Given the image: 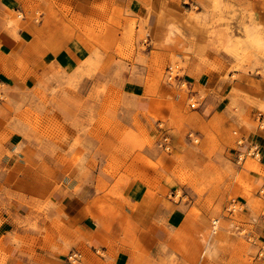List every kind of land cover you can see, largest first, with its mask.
I'll return each instance as SVG.
<instances>
[{"label":"rangeland","instance_id":"rangeland-1","mask_svg":"<svg viewBox=\"0 0 264 264\" xmlns=\"http://www.w3.org/2000/svg\"><path fill=\"white\" fill-rule=\"evenodd\" d=\"M135 1L137 18L76 20L56 0H18L8 23L30 30L36 60L47 56L25 84L23 73L0 80V146L24 155L18 168L0 167V225L12 224L0 231V264H78L85 254L102 264V249L68 246L70 220L56 198L95 195L87 212L103 225L121 215L112 199L138 181L187 215L166 240L135 250L136 264H264L258 162L229 150L241 130L264 128V0ZM67 45L82 56L70 70L50 54ZM21 67L17 59L12 68ZM210 91L211 119L201 111Z\"/></svg>","mask_w":264,"mask_h":264},{"label":"crops","instance_id":"crops-1","mask_svg":"<svg viewBox=\"0 0 264 264\" xmlns=\"http://www.w3.org/2000/svg\"><path fill=\"white\" fill-rule=\"evenodd\" d=\"M56 3L59 6L70 8L71 18H76V20L79 17L89 20L99 16L104 20L112 11H115L116 15L121 11L124 13L129 11L136 14L133 17L137 18L136 16L142 12L141 8L137 7L139 3H136L135 0H56ZM17 4H19L18 0H0V80L7 84H13L14 80H18L20 76L18 75L16 78V75L19 73H23L25 76L23 80L25 84L26 76L34 73L35 68L39 67V71H43L44 58L47 56V54L42 55L43 57L41 56L39 60H36L31 53L30 30L26 28L15 29L8 23L14 21L13 14L19 12L16 10ZM123 16L127 19V15ZM50 54L58 65H62L67 70L77 67L82 60V56L74 45H67L57 53ZM17 59L22 60V67L15 71V68L12 67ZM12 72L17 73L13 74ZM217 91L215 89L216 95L218 94ZM213 105L218 107V100L210 91L205 96L201 109L203 113L208 111L209 119L216 114V108ZM142 107L147 108L146 105ZM242 132L244 130L239 133L241 136L239 140L237 139L239 135L234 136L233 147L229 150L232 151V155L238 156L239 154H246L252 145L257 147V158H249L258 162L259 173H257L255 180L264 186V128L254 127L243 135ZM20 159H24V155L20 156L16 153V149L11 147L8 142L0 146L1 168H18L21 164ZM122 189V199H112L119 208L120 217L113 214L109 216V219L105 218L103 225H100L101 222L95 221L87 212L96 200L95 195L71 194L68 197L62 195L56 198V201L64 203V222H66L65 219L70 220L71 231L67 234L70 241L68 246L75 253L76 251L79 254L80 251L85 253L86 250L102 249L105 254L104 258H99L102 264H136L133 256L135 250L139 252L149 250L151 244L166 240L169 230H175L184 225L187 209H182L181 204H175L161 193L148 194L143 181H138L130 186L126 185ZM101 198H105V195L99 194L97 196V199ZM11 225V221H4L0 225L3 237L12 229ZM8 248L10 249V247ZM38 260L39 262L35 264H47L45 257L40 256ZM59 260L58 262H60ZM78 264L97 263H94V260L85 254Z\"/></svg>","mask_w":264,"mask_h":264},{"label":"built area","instance_id":"built-area-1","mask_svg":"<svg viewBox=\"0 0 264 264\" xmlns=\"http://www.w3.org/2000/svg\"><path fill=\"white\" fill-rule=\"evenodd\" d=\"M184 1V3H188V0H182ZM168 73L170 74L171 73V70L168 71ZM169 79H170V75H169ZM192 97L193 95L191 96L190 100H192ZM198 101L197 100H193L191 101V103L189 104L190 108L192 109H196L198 107ZM158 130L160 131V138L158 140V147L165 151V152H168L172 149V143H171V137L170 135L168 134V131L163 127V124L162 123H159L158 124ZM187 139L190 143H196L198 141V139L196 138V135H193L191 133H189L187 135ZM247 156V157H254V158H257L258 154H257V147L255 145H252L248 151L246 152V154H239L237 156V158L239 159L240 157L239 156ZM234 206L236 204H233ZM231 209V207H229V210ZM213 225L215 224V222L212 223ZM250 240L252 238H249ZM252 243L254 244L255 242L252 241ZM263 248V247H262ZM76 256V254L74 255Z\"/></svg>","mask_w":264,"mask_h":264}]
</instances>
